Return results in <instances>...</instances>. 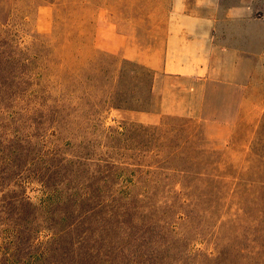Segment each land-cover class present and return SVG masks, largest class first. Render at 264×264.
Instances as JSON below:
<instances>
[{"label": "rangeland", "instance_id": "374dc122", "mask_svg": "<svg viewBox=\"0 0 264 264\" xmlns=\"http://www.w3.org/2000/svg\"><path fill=\"white\" fill-rule=\"evenodd\" d=\"M172 2L0 0V140L11 146L3 153L0 151V174L10 173V178L0 186V255L11 251L13 264H182L184 255L191 259L198 249L212 250L210 241L205 245L202 242L205 240L195 238L196 230L179 219V198H176L179 193L175 194L179 190V170L165 169L155 163V156L161 155L156 152L164 153L177 146V141L170 139L179 138L184 120H188L187 128L199 132H205L203 125L175 115L148 116L111 107L110 93L117 85L121 64L130 60L122 56L119 45L130 42L141 58L150 56L152 50H160ZM52 51L66 59L69 76L66 85L55 88L57 82L53 83L54 89L65 87L70 99L65 110L67 123L59 130L55 129L54 104L52 109H42L44 117L39 118L38 110L43 105L35 81L43 64L41 60L47 59L51 55L47 53ZM130 61L149 68L151 73L139 69L138 73L130 74L129 66L124 74L126 88L132 75L139 76L138 79L146 77L147 81L152 72L155 76L153 69L140 60ZM157 101L156 98V104ZM263 119L264 115L256 126H240L235 138L228 142L206 132L223 153L221 169L231 165L239 171H257V167L251 170L249 158L257 150L253 141L259 135L257 131ZM138 122L157 124L159 146L151 143L150 148L155 145L154 148L138 150L139 146L130 140L117 143L116 134H110V128L124 131ZM248 130L253 138L244 141ZM11 141L17 143L12 145ZM116 145L120 147L115 148ZM10 148L23 153L16 156ZM86 153H89L87 157H83ZM108 155L122 157L133 167L140 165L147 178H135L136 182L127 187L128 172L115 177L112 183L98 165ZM125 155L133 158L128 160ZM60 157L73 163L61 167L57 164ZM171 163L179 166V161ZM126 165L132 168L127 162ZM150 169L155 173L149 174ZM36 173H42L53 187L66 179L67 184L59 185L56 190L62 193L64 190L67 196L74 192L90 193L83 207L79 208L81 203L75 201V196L66 208L76 212L69 221L75 218L83 226L73 234H64L67 241L48 253H44L47 249L44 241L51 237V231L31 233L30 229L40 221L39 216L26 205L10 201L25 193L40 202L45 195L43 186L39 181H29ZM144 185L152 190L151 197L140 203L131 201L128 198L131 188L138 191ZM62 205L56 201L50 208L61 211ZM18 222L24 225L28 237L20 248L12 244L10 229ZM103 223L106 232L99 233L97 230ZM80 235L85 239L72 251L70 240L77 243Z\"/></svg>", "mask_w": 264, "mask_h": 264}, {"label": "trees", "instance_id": "16d2710c", "mask_svg": "<svg viewBox=\"0 0 264 264\" xmlns=\"http://www.w3.org/2000/svg\"><path fill=\"white\" fill-rule=\"evenodd\" d=\"M47 54L51 55H47L49 56L47 59L41 60L43 64L40 66L39 75L35 78L36 85L40 88L41 104L43 105L41 109L39 108L38 114L41 112L39 118L44 117L41 110L46 107L52 109L51 104H54L53 113L54 115L56 113L57 116L55 129L59 130L63 124L67 123L68 117L65 116V110L68 106L67 101L70 99L65 87L54 89L53 83L57 82L55 88L68 84V68L66 59L62 56L59 57L57 52L52 51ZM129 66L131 67L130 74L138 73L139 69L151 73L149 68L141 64L124 60L120 67L117 85L110 93L111 107L123 112L153 111L156 107V97L153 93V72L150 76L148 75V81L146 77L138 79L139 76L132 75L134 79L131 78L132 81L126 88L124 74L129 71ZM73 79L75 80L74 77ZM49 101H51L50 104H48ZM184 122L186 123L179 129V138L170 139L173 142L177 141V146L164 153L156 152V155H161L155 156L157 158L155 163L161 164L160 166L165 169L179 170V190H175V194L179 193L176 195V198H179V219L183 221V225L196 230L195 238L205 240L202 241L204 243L210 241L213 248L211 251L198 249L191 259L189 255H184L181 263L264 264V136L261 133L264 132V119L257 131L259 135L253 141V144L258 146L257 150H254L249 158L251 170L257 167L256 172L254 170L251 172L239 171L231 165H228V168L226 167L224 170L221 169L220 165L224 161L223 153L213 144V140L206 132L187 128L188 126L185 125L189 124L187 123L188 120H184ZM109 130L110 134H116L117 143H120V140L128 139L139 146L137 147L138 150L147 151L154 148L155 145L159 146V142L156 143L159 131L157 124L153 126L138 122L125 127L124 131L111 128ZM173 136L175 137V133ZM11 143L14 145L17 142L11 141ZM151 143H155L152 148H150ZM9 147L11 146L2 144L0 140L2 153ZM10 149L11 153L16 156L23 153L17 149ZM25 154L27 155V153ZM88 154L86 153L83 157H87ZM108 156L100 159L101 163L98 165L101 172L106 174V179L112 183H115L113 182L114 178H119L121 173L128 175L129 172V179H126L128 180L127 187L134 184L135 178H142V180L147 178L143 173L144 170L139 169L141 168L140 165L136 166L135 162H132L136 166L133 167L131 162L123 161L122 157ZM125 156L128 160L133 158L132 155ZM20 160L22 161V158ZM116 160L121 163H117ZM172 161H179V166L171 163ZM67 162L73 163V160L60 157L57 164L64 167ZM126 162L132 168L127 167ZM147 172L149 174L155 173L154 169ZM41 174L32 175L29 181L40 182L43 186V193H45L44 199L42 198L40 202L33 201L32 198L25 196V193H21L10 201L26 205L36 216H39L40 221L36 223V227L30 229L31 233L43 230L51 231V237L44 241L47 248L44 253H48L50 249H55L57 245L67 241L64 234H73L83 226L82 221L78 222L75 218L69 221L70 215L73 216L76 212L66 208L73 202L75 196L77 197L75 201L81 203L79 208L83 207L86 200L89 199L90 193L88 191L85 194L74 192L67 196L64 190L63 193L58 192L59 189L56 190L59 185L67 184L66 179H61L57 187H53L49 180ZM7 178H10V173H7V176L0 174V186ZM131 189L132 192L128 197L131 201L140 203L151 197L152 190L145 189V185L141 186L138 191H134L135 188ZM56 201L59 205L63 204L60 207L61 211L57 208H50ZM24 212L26 214V211ZM65 221H67L66 224H63ZM23 227L24 225L20 222L10 227L13 231L12 244L17 248L25 243L26 238L28 239L25 237L26 230ZM97 231L99 233L106 232L104 223ZM80 236L81 239L77 243L74 239L70 240L72 251L78 243L85 239L82 235ZM54 244L56 247L53 248ZM4 253V255H0V264H13V253L11 251ZM69 253L67 252V254ZM43 256L44 254H40V257Z\"/></svg>", "mask_w": 264, "mask_h": 264}, {"label": "crops", "instance_id": "0c3cea01", "mask_svg": "<svg viewBox=\"0 0 264 264\" xmlns=\"http://www.w3.org/2000/svg\"><path fill=\"white\" fill-rule=\"evenodd\" d=\"M172 1L160 50L141 58L128 41L118 47L155 72L156 107L141 113L193 119L232 141L264 115V0Z\"/></svg>", "mask_w": 264, "mask_h": 264}]
</instances>
